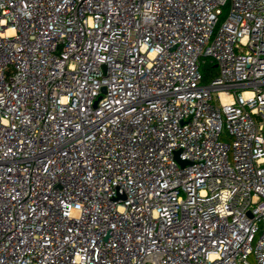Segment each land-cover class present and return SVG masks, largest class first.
Here are the masks:
<instances>
[{
	"label": "built area",
	"instance_id": "obj_1",
	"mask_svg": "<svg viewBox=\"0 0 264 264\" xmlns=\"http://www.w3.org/2000/svg\"><path fill=\"white\" fill-rule=\"evenodd\" d=\"M250 257L264 0H0V264Z\"/></svg>",
	"mask_w": 264,
	"mask_h": 264
},
{
	"label": "trees",
	"instance_id": "obj_2",
	"mask_svg": "<svg viewBox=\"0 0 264 264\" xmlns=\"http://www.w3.org/2000/svg\"><path fill=\"white\" fill-rule=\"evenodd\" d=\"M200 71L202 73L204 83L208 81V79L211 80L212 78H214L217 73L214 64H210L208 61H205L203 64H201Z\"/></svg>",
	"mask_w": 264,
	"mask_h": 264
},
{
	"label": "rangeland",
	"instance_id": "obj_3",
	"mask_svg": "<svg viewBox=\"0 0 264 264\" xmlns=\"http://www.w3.org/2000/svg\"><path fill=\"white\" fill-rule=\"evenodd\" d=\"M227 12H228V8L226 7L224 10H223V15L221 16V22L224 20V18L226 17V14H227ZM210 81V79H208V81H206L205 83H208ZM204 83V82H203ZM249 262L251 263V264H253V259H252V257H250L249 258Z\"/></svg>",
	"mask_w": 264,
	"mask_h": 264
},
{
	"label": "water",
	"instance_id": "obj_4",
	"mask_svg": "<svg viewBox=\"0 0 264 264\" xmlns=\"http://www.w3.org/2000/svg\"><path fill=\"white\" fill-rule=\"evenodd\" d=\"M176 159H177V154H176ZM178 160V159H177ZM178 162H179V164L181 165V166H184L185 164H186V162H183V161H179L178 160Z\"/></svg>",
	"mask_w": 264,
	"mask_h": 264
}]
</instances>
